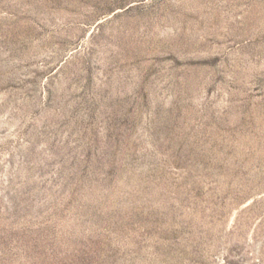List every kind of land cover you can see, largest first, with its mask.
Wrapping results in <instances>:
<instances>
[{
	"label": "rangeland",
	"instance_id": "374dc122",
	"mask_svg": "<svg viewBox=\"0 0 264 264\" xmlns=\"http://www.w3.org/2000/svg\"><path fill=\"white\" fill-rule=\"evenodd\" d=\"M0 264H264V0H0Z\"/></svg>",
	"mask_w": 264,
	"mask_h": 264
}]
</instances>
